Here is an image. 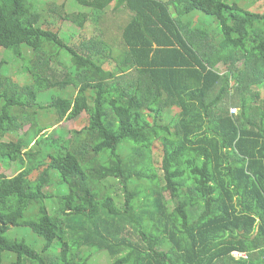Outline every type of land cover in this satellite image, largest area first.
I'll return each instance as SVG.
<instances>
[{"label":"trees","instance_id":"trees-1","mask_svg":"<svg viewBox=\"0 0 264 264\" xmlns=\"http://www.w3.org/2000/svg\"><path fill=\"white\" fill-rule=\"evenodd\" d=\"M73 1L128 12L119 46H71L44 28L38 0H0V48L31 80L3 77L2 61L0 162L21 169L0 175V264L5 254L10 264H91L96 252L110 264H264V111L254 114L251 95L264 91V12L245 8L264 0ZM194 12L216 19L218 33L187 19ZM63 18L84 28L89 16ZM54 62L66 65L62 79ZM48 110L59 123L88 117L54 153L49 127L33 123ZM29 123L31 135L12 137ZM56 186L66 192L52 213ZM12 228L31 229L42 251L10 239Z\"/></svg>","mask_w":264,"mask_h":264},{"label":"rangeland","instance_id":"rangeland-1","mask_svg":"<svg viewBox=\"0 0 264 264\" xmlns=\"http://www.w3.org/2000/svg\"><path fill=\"white\" fill-rule=\"evenodd\" d=\"M37 6L39 7V11L43 15H45L44 28H49L56 32H59L60 36L64 38V40L71 46H80L92 42L95 45L102 42H112L114 45L119 46L122 31L130 19L128 12H126L124 9L116 11L114 10V6H111L104 12H98L95 10L90 11L88 9L80 7L79 5L76 6L73 0H38ZM245 8L257 12H264V3H258L248 7L246 6ZM54 9L55 12H53ZM171 11L176 15L173 7H171ZM66 13H87L89 18L86 22L85 27L79 28L72 23L65 21L63 17ZM194 18L201 19V21H204L209 26L211 32L218 33L219 24L218 21L213 17L207 16L200 12H194L189 17H187V19ZM2 61L6 62L1 70V73L4 75L3 77L9 78L15 84H19L22 86L28 85L30 83V77L26 72L22 70L23 63L19 61L13 54L0 48V65ZM65 62L67 66L71 65L70 59L68 57H66ZM242 64L243 61L239 62L237 65L238 68H240ZM66 65L63 67L62 65L54 62V65L52 67L55 73L52 72V74L55 76V78L62 79L64 77L65 73L68 72ZM106 67L112 70L114 68V64L108 63ZM217 69L222 72L224 70V66L220 65ZM67 92L69 93V95L75 94V91L73 89H69ZM51 94V92L44 93L41 95L39 100L45 105H48L47 100L48 97L51 96ZM252 94L254 96L252 105L253 112L255 115H258L260 114V111H264V91L254 87L252 89L251 95ZM258 94H260L259 97L257 96ZM233 107H236L238 109L237 114H235L234 116H239L241 114L240 106L233 105ZM30 112L33 113L34 109H30ZM58 121L59 120L57 115L54 112L48 110L38 111L33 122L41 128L49 127V129L43 132L42 135L44 138H46V136L50 138V143L49 147H47V151L51 153L57 152V150L62 147V145H65L66 143H68V141H72V132L76 130H82L88 124V117L87 115L83 114L76 120H64L60 123ZM32 124H25L24 127L19 130V132L12 134V137L18 140L21 136L25 135L29 132V130H31ZM31 134L32 130L30 135ZM32 136L30 137L31 140L34 139ZM8 139L9 137H6L4 141H8ZM33 145L34 143L31 144V146ZM153 156L157 169L159 170L160 175H162L160 172V163L158 165V162L161 161L158 159L159 154L154 153ZM20 169L21 168L19 164L11 163L10 161L0 162V175L12 178L20 172ZM109 184L114 186V194H117L120 197L122 192L120 190V185L118 184V182H116L115 180H109L108 185ZM47 191L51 195H53V198L46 204L52 213H58L57 197L63 195L66 191L60 190L57 186L51 187ZM165 195L167 198H169V193L166 192ZM120 198L122 199V197ZM37 213L38 211L34 205L27 211L25 219L35 217ZM7 236L10 239H20L26 241L27 244L36 249L38 252H41L43 246L45 245V241L41 237L34 234L29 228H12L8 232ZM55 252L56 250H53V253ZM13 257L14 256L5 254L4 264H10V262L13 260H10V258ZM111 262L112 259L106 252H96L93 254V257L91 259V264H110Z\"/></svg>","mask_w":264,"mask_h":264},{"label":"built area","instance_id":"built-area-1","mask_svg":"<svg viewBox=\"0 0 264 264\" xmlns=\"http://www.w3.org/2000/svg\"><path fill=\"white\" fill-rule=\"evenodd\" d=\"M237 112H238V109H237V108H232V109H231V114H232V115L237 114ZM236 255H237V256H238V255H239V256H244V255H241V254H238V253H236Z\"/></svg>","mask_w":264,"mask_h":264}]
</instances>
